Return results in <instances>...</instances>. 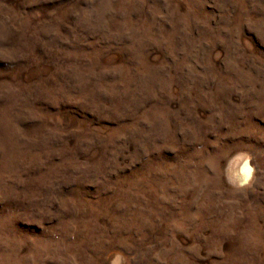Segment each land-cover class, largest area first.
Masks as SVG:
<instances>
[{"label": "rangeland", "instance_id": "374dc122", "mask_svg": "<svg viewBox=\"0 0 264 264\" xmlns=\"http://www.w3.org/2000/svg\"><path fill=\"white\" fill-rule=\"evenodd\" d=\"M0 264H264V0H0Z\"/></svg>", "mask_w": 264, "mask_h": 264}, {"label": "bare ground", "instance_id": "6f19581e", "mask_svg": "<svg viewBox=\"0 0 264 264\" xmlns=\"http://www.w3.org/2000/svg\"><path fill=\"white\" fill-rule=\"evenodd\" d=\"M244 155V154H243ZM249 156V155H248ZM245 157V156H244ZM250 160V159H249ZM246 162V159L243 158L242 156H237L235 158H233L231 161H230V164L228 165L229 166V169L231 170H237V169H241L243 167V165L245 164ZM247 168V167H246ZM235 173V172H234ZM235 176V175H234ZM230 181L231 182H234L236 180H234L233 177H230ZM235 183V182H234Z\"/></svg>", "mask_w": 264, "mask_h": 264}]
</instances>
